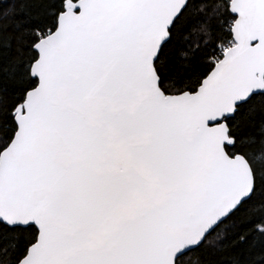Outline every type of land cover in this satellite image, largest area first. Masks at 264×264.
<instances>
[{
	"label": "snow or ice",
	"instance_id": "obj_1",
	"mask_svg": "<svg viewBox=\"0 0 264 264\" xmlns=\"http://www.w3.org/2000/svg\"><path fill=\"white\" fill-rule=\"evenodd\" d=\"M0 264H264V0H0Z\"/></svg>",
	"mask_w": 264,
	"mask_h": 264
}]
</instances>
